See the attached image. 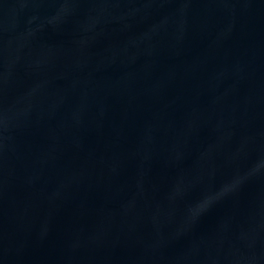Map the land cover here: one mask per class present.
<instances>
[{
  "label": "water",
  "instance_id": "1",
  "mask_svg": "<svg viewBox=\"0 0 264 264\" xmlns=\"http://www.w3.org/2000/svg\"><path fill=\"white\" fill-rule=\"evenodd\" d=\"M0 264H264V0H0Z\"/></svg>",
  "mask_w": 264,
  "mask_h": 264
}]
</instances>
